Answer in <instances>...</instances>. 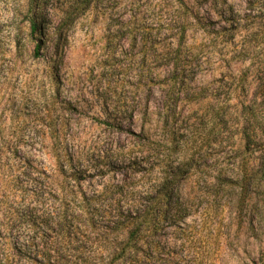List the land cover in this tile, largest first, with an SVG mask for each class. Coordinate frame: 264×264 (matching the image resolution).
I'll return each mask as SVG.
<instances>
[{
    "label": "rangeland",
    "instance_id": "374dc122",
    "mask_svg": "<svg viewBox=\"0 0 264 264\" xmlns=\"http://www.w3.org/2000/svg\"><path fill=\"white\" fill-rule=\"evenodd\" d=\"M28 1L0 0V215L8 226L11 211L21 200L16 182L21 160L32 154L43 158L40 146L27 140L49 131L41 126L35 109L39 104L43 113L52 110L32 94L38 80L28 40ZM77 1L43 0L39 13L49 35ZM129 1L94 0L69 21L59 98L73 105L62 108L67 125L61 134L85 149L102 142L112 133L100 123L107 119L105 103L120 96L129 105L126 116H131L132 130L153 138L161 135L165 92L159 86L174 69L179 53L178 67L185 69L189 95L177 100L172 118L179 129L177 139L184 143L172 153V164L185 154L193 157L198 170L179 187L181 200L190 209L187 217L180 228L162 235L172 234L175 264H264V180L251 183L245 201L236 186L212 194L221 182L219 171L235 178L237 169L248 164L256 175L263 156L264 141L246 149L241 134L243 128L255 126L249 107L256 109L264 127V104L258 100L253 105L254 66L248 70V61L239 52V31L247 23L238 15L234 23H227L212 0H182L183 8L177 0ZM226 2L234 15L245 12L244 0ZM133 13L137 18L128 23ZM131 30L135 39L129 36ZM18 41L24 46L22 55ZM146 73L151 91L144 88ZM243 74L247 78L240 86L236 80ZM116 139L124 145L130 140L127 132ZM92 181L100 187L105 178ZM16 234L25 237L21 229L12 237Z\"/></svg>",
    "mask_w": 264,
    "mask_h": 264
},
{
    "label": "trees",
    "instance_id": "16d2710c",
    "mask_svg": "<svg viewBox=\"0 0 264 264\" xmlns=\"http://www.w3.org/2000/svg\"><path fill=\"white\" fill-rule=\"evenodd\" d=\"M93 1L78 0L51 35L39 13L43 0L28 1V40L32 43L31 60L38 80L32 94L58 114L50 109L43 113L44 109L37 104L38 120L49 131L35 133L27 140L40 146L43 158L40 161L38 155L32 154L22 159L17 169L21 200L11 211L10 226L0 215V264H175L172 234L162 233L180 228L187 217L190 209L181 200L179 187L198 170L193 157L185 154L172 164V153L184 144L177 139L179 129L172 118L177 100L189 95L185 69L178 67L179 53L173 61L174 69L159 86L165 93L158 137L131 129V116H126L129 105L120 96L105 103L107 119L100 123L112 133L102 142L85 149L73 145L74 138L60 132L67 125L62 108L73 105L59 98L64 31L75 14L85 11ZM177 2L183 8V1ZM244 2L245 12L234 15L226 0H212L218 16L227 23H234L237 15L247 23L239 31L242 34L239 52L248 61V70L254 66L253 105L258 100L263 105L264 0ZM135 18L137 15L131 14L128 23ZM129 36L135 39L136 35L131 30ZM20 43L17 42V50L22 55L24 46ZM246 78L247 74L240 75L236 84L243 86ZM149 80L150 73H146L144 88L151 91ZM195 99L198 98L187 100ZM249 108V120L255 126L241 131L246 149L264 141V127L258 121L256 109ZM122 132H127L130 139L127 145L116 139ZM260 150L263 156L256 175L248 164L237 169L235 178L219 171L221 182L212 194L236 186L240 198L248 199L251 183L264 180V147ZM96 176L105 178L100 187L92 181ZM20 229L25 237L18 234L12 237Z\"/></svg>",
    "mask_w": 264,
    "mask_h": 264
}]
</instances>
